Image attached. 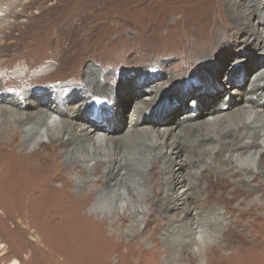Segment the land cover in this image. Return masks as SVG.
<instances>
[{"label": "bare ground", "instance_id": "obj_1", "mask_svg": "<svg viewBox=\"0 0 264 264\" xmlns=\"http://www.w3.org/2000/svg\"><path fill=\"white\" fill-rule=\"evenodd\" d=\"M254 1L239 5L229 0L226 23L228 29H234L230 33H196L193 42L202 52L201 63L186 58L196 59L190 43L185 50L179 48L177 54H161L147 64H103L102 71L81 64L74 69V76L49 81L50 75L62 70V56L51 58V52L45 57L48 61L36 65L21 54L0 57V71H4L0 76V226L20 247V251L13 250L14 258L6 264H22L19 257L26 252L30 253V264H65L67 258L76 257L83 264H105L110 259L113 264H128L131 260L145 264L159 257V247L166 240L176 244L171 255L175 262L180 260L183 246L204 243L203 238L210 235L203 228L207 224L202 223L200 211L190 207V199L199 200L209 185L207 174L228 177L232 186L247 188L253 195L252 184L264 174V12L259 7V12L251 11ZM23 2L0 0V28ZM260 4L264 5V0ZM87 18L85 10L70 15L61 26L65 35L74 33L81 20ZM227 43L233 47L239 43L244 48L234 50L238 56L223 77L229 88L224 91L219 77L227 57L220 50ZM70 45L63 42L62 54ZM250 45H254L253 55L248 51ZM81 46L84 49L88 43L83 41ZM128 46L115 50L119 58L140 55L139 46ZM107 67L116 69L107 73L103 71ZM17 68L25 75L13 76ZM129 68L138 73L131 85L128 78L115 85L108 83L109 75H122V70ZM170 69L173 73H168ZM199 69L200 79L194 84L190 78ZM157 71L168 73L165 90L156 85L153 75H148ZM32 72V76L27 74ZM38 78L50 83L44 87L43 83L34 84ZM17 83L24 87L22 92L11 86ZM37 87L41 88L36 90ZM173 93L191 99L189 108L180 116H176L182 110L180 106L169 113L158 111L163 95ZM75 103L78 104L74 106ZM126 103H131L127 114ZM259 187L260 195L248 209L261 217L264 205L257 201L264 196V183ZM186 203L189 207L177 218L172 212ZM146 205L153 215L145 217ZM120 212L122 216L114 220ZM220 215L215 210L210 219L217 220ZM142 224L150 227L148 231H137L128 242L123 233L118 234L119 228L130 233ZM31 229L37 236L34 248L39 251L34 261L31 248L24 242ZM51 229L65 231L68 239H80L81 254L64 251L62 238L53 237ZM159 232L166 239L161 243L153 239ZM143 234L154 242L153 249L145 252L139 248ZM115 239L121 242L111 248ZM0 244V248L6 247L5 242ZM185 248L188 251V246ZM193 259L188 257L185 264H194Z\"/></svg>", "mask_w": 264, "mask_h": 264}, {"label": "rangeland", "instance_id": "obj_2", "mask_svg": "<svg viewBox=\"0 0 264 264\" xmlns=\"http://www.w3.org/2000/svg\"><path fill=\"white\" fill-rule=\"evenodd\" d=\"M232 1H237L236 3L239 5H245L248 2V0ZM261 1L263 0H255L254 3H252L251 11L259 12V9H261L264 12V5L260 4ZM119 2H121V4ZM228 2L229 0H145V2L144 0H141V2L140 0H24V5L23 3L18 5L15 11H13L14 14L1 23L0 57L9 58L21 54L26 56L25 59L26 61L28 60L27 62L30 64L31 62H34L36 65L39 62L48 61L45 57H48L51 52L52 54L49 56L51 58H61L62 56V70H58L50 75L48 78L49 81H53L52 78L59 80L74 76V69L81 66V64L82 66H85L86 64L92 65L99 71H102L101 65L103 64H105V66L124 67H133L136 64H147L156 60V56L158 55L171 53L177 54L176 52L179 48L185 50L190 43L193 44L196 59L193 56L186 58L193 61L197 60L201 63L203 61L202 52L197 47V44L193 42L196 39V33L219 36L222 32L227 31L230 33L234 30L232 27L228 29L226 23V5ZM258 7L259 9L257 10ZM81 10L86 11L88 18L82 19L80 26L74 30V33L67 35L69 37L67 39V36L62 29L63 23L70 15ZM140 14L141 17H139ZM135 16L137 17L135 18ZM241 39L243 40L242 37ZM64 41L70 42L71 45L67 46L69 48L68 51L65 54H62L63 52L61 49H64ZM83 41L88 43V46L84 49H82L81 46V42ZM124 45L132 47L139 46L140 55L130 54L126 58H119V53L115 52V50H120V47L122 48ZM241 48L244 47L239 43H235L234 47L228 43L221 47L220 51L222 52L223 57H227L225 64L222 67V75L219 77V85L222 86L224 91H228L229 88L224 84L223 77L229 72L233 63L232 59L238 56L234 50H242ZM250 48L251 49L248 51L253 55L254 45H250ZM174 49L176 50L172 52ZM107 53L115 58L112 60L110 56L106 57ZM126 54H128V52H126ZM206 58L210 59V56ZM220 59H218V61ZM94 61L98 62V64ZM23 63L24 62H21L22 65ZM177 63H179V61L175 62V64ZM165 64L166 63L163 62V67ZM157 65L159 66V62ZM110 69H116V67H107L103 71L108 73ZM122 72L124 73L122 75L119 74L120 76L109 75L108 78H110V81L108 83L115 85L118 80L125 81V78H128L129 81L127 82L131 85V82L136 79V75L138 74L133 68L122 70ZM168 73L173 72L170 69L168 70ZM168 73L157 71L151 72V74L149 73L148 75H150V77L153 75L151 77L152 80L157 82L156 85L161 87L162 90H165L167 87V85H165L166 81L169 79ZM27 74L32 76L35 73L32 72ZM3 75L4 71H0V76ZM24 75L25 71L19 68L13 72V76L22 77ZM200 75V69L196 70L195 74L190 78L191 82L193 81V83L196 84L198 82L197 79H200ZM78 76L79 75H76L75 79H77ZM180 78L184 79L185 77ZM42 79L44 80V78H38L34 84L43 83ZM48 83H43L42 87ZM129 84L127 85V88L130 87ZM238 85L240 86L241 82ZM11 86L16 89L17 92H22L24 89L20 83L11 84ZM39 88L41 87L35 89L38 90ZM180 95V93L163 95L158 106V109L160 108L158 111L162 114L169 113L176 106H180L182 110L176 115L180 116L189 108L191 102L190 98L183 99L182 95ZM77 104L78 103H75L74 106ZM126 105L124 112L127 114V111L128 113L131 111V103H126ZM124 124L127 126L125 120ZM192 130L195 129L193 128ZM207 175V184L209 185L205 187V182H203L202 186L205 188L200 199L196 201L190 199V207L194 209V211H200L198 215L202 218V223L207 224L203 225V228L209 230L210 235L203 238L204 243H197L196 246L195 244L183 246L182 243H179L178 246H183V248L179 250L182 251L179 253L180 260H178L179 262H174L171 260V255L176 244L174 245L170 240H166L162 235V232H159L154 235L153 239L155 242L161 243L162 240H166V242L159 247V257H157V259H150V261L148 263L145 262V264H185L188 257L194 258V264H264V215L258 217L253 211L248 209V206L255 201V197L260 195L261 188L259 185L264 183V174H260V176H262L261 179L252 184V187L254 188L253 195L248 194L249 189L247 190V188L244 189L232 186L231 184L233 182L228 177L219 178L214 174ZM203 179L204 177L199 178L197 183L193 185L194 189L197 184H200L203 181ZM257 202L264 205V196H262L261 201ZM188 207L189 205L186 203L183 206H178L172 213L177 218H180L183 215V210ZM146 208L145 217L154 214V212H149V205H146ZM204 209H207V211H202ZM215 210L219 215L222 211V215L216 217L217 220L210 219V215ZM121 216L122 213L120 212L115 216L114 220H119ZM209 220L210 222L208 223ZM258 224L262 226L260 227ZM118 227L119 226H117V228ZM148 228L150 227H145V225L142 224L140 227L134 228L130 233H126V229L121 230L119 228L118 234L123 233L124 240L128 242L137 231L147 232ZM32 231L33 230L31 229L27 232L24 237V242L26 241L25 244H28V249L31 248V258L32 261H34L38 257L39 251L34 248L36 247L34 242L36 241L37 236L34 235ZM61 231L62 230L57 231L56 229H51L50 233L53 237L58 235L62 238L65 247L64 251L67 250L66 252L70 253L72 250L71 253L73 254H81L82 242L80 239H77L76 236L68 239L69 236L64 233L65 231ZM111 234L112 232L110 231L109 226H107V236H110ZM0 241L6 243L5 248H0V264H6L9 260L14 258L11 254L13 250L20 251V247L17 246L16 240H14L11 234L7 232V229L1 226ZM117 242H121V240L115 239L110 247H115ZM139 246V248L142 249V252H145L153 249L154 242L148 240L143 234L139 237ZM187 246L188 251L185 248ZM135 247L138 248V246ZM122 250L123 252L125 251L124 247ZM216 257H218L217 259H219V262L215 259ZM29 258V252L23 253L21 257H19L22 264H30ZM78 259L80 260V258L77 257L76 259L67 258L65 264H83L82 260L79 261ZM113 262L114 260L110 259L105 264H113ZM89 264H94V262ZM128 264H135V262L131 260Z\"/></svg>", "mask_w": 264, "mask_h": 264}]
</instances>
